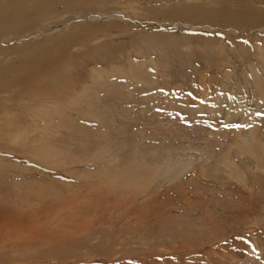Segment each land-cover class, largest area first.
Segmentation results:
<instances>
[{
	"label": "rangeland",
	"instance_id": "374dc122",
	"mask_svg": "<svg viewBox=\"0 0 264 264\" xmlns=\"http://www.w3.org/2000/svg\"><path fill=\"white\" fill-rule=\"evenodd\" d=\"M262 88L264 0H0V264H264Z\"/></svg>",
	"mask_w": 264,
	"mask_h": 264
},
{
	"label": "bare ground",
	"instance_id": "6f19581e",
	"mask_svg": "<svg viewBox=\"0 0 264 264\" xmlns=\"http://www.w3.org/2000/svg\"><path fill=\"white\" fill-rule=\"evenodd\" d=\"M227 17H229V14L228 15H226ZM232 17V16H231ZM245 52H246V50H244ZM262 92H263V94H264V88H262ZM38 193H41V191H38ZM1 225V224H0Z\"/></svg>",
	"mask_w": 264,
	"mask_h": 264
}]
</instances>
